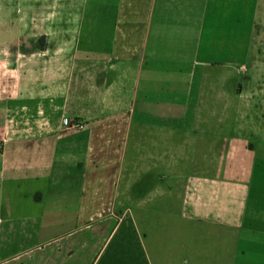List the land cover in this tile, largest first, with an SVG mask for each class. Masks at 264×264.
I'll return each instance as SVG.
<instances>
[{"label": "crops", "instance_id": "0c3cea01", "mask_svg": "<svg viewBox=\"0 0 264 264\" xmlns=\"http://www.w3.org/2000/svg\"><path fill=\"white\" fill-rule=\"evenodd\" d=\"M19 4L0 264H264V0Z\"/></svg>", "mask_w": 264, "mask_h": 264}, {"label": "rangeland", "instance_id": "374dc122", "mask_svg": "<svg viewBox=\"0 0 264 264\" xmlns=\"http://www.w3.org/2000/svg\"><path fill=\"white\" fill-rule=\"evenodd\" d=\"M56 0H44V9L43 13H45V10L47 9V5L49 4V9L53 7V10H55L54 5ZM20 0H0V16H5L6 8L10 15L8 16H15V14H19L20 9ZM45 40V37H40L39 42H42ZM253 75H256L257 77L264 78V52L261 54V59L254 63V67L252 69ZM264 87V86H263ZM254 122L257 124L264 125V116H254L251 118ZM264 135V134H263Z\"/></svg>", "mask_w": 264, "mask_h": 264}, {"label": "built area", "instance_id": "2783aa9c", "mask_svg": "<svg viewBox=\"0 0 264 264\" xmlns=\"http://www.w3.org/2000/svg\"><path fill=\"white\" fill-rule=\"evenodd\" d=\"M0 146H1V143H0Z\"/></svg>", "mask_w": 264, "mask_h": 264}]
</instances>
